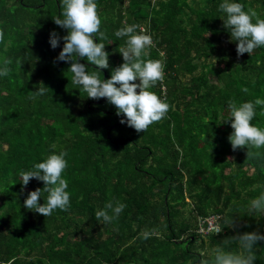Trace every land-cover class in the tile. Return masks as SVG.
I'll list each match as a JSON object with an SVG mask.
<instances>
[{
  "label": "trees",
  "instance_id": "trees-1",
  "mask_svg": "<svg viewBox=\"0 0 264 264\" xmlns=\"http://www.w3.org/2000/svg\"><path fill=\"white\" fill-rule=\"evenodd\" d=\"M96 2L107 37L96 42L105 44L110 67L79 62L110 79L124 63L119 48L127 39L115 32L143 26L153 39L143 58L164 65L163 80L149 91L170 109L145 133L121 124L125 117L106 98L88 99L71 83L69 63H54L64 41L52 49L50 33L68 35L53 21L63 19L61 0H0V65L12 60L0 77V264H211L212 249L225 241L238 252L236 235H264V215L248 212L264 191L252 190L264 185V148L254 159L246 148L232 150L228 101L264 99V47L238 58L218 11L223 0ZM232 2L264 19V0ZM41 82L46 94L30 99ZM261 112L257 106L252 124L264 128ZM62 151L70 207L43 217L24 202L44 183L33 179L22 192L19 173ZM110 201L127 207L112 223L97 221ZM210 215L220 216L222 231L201 236L197 219ZM254 252V264H264V241Z\"/></svg>",
  "mask_w": 264,
  "mask_h": 264
},
{
  "label": "clouds",
  "instance_id": "clouds-1",
  "mask_svg": "<svg viewBox=\"0 0 264 264\" xmlns=\"http://www.w3.org/2000/svg\"><path fill=\"white\" fill-rule=\"evenodd\" d=\"M61 7L63 19L54 18L53 21L57 26L66 29L68 35L61 37L53 31L50 33L49 43L52 49H56L63 39V49L54 63L62 61L70 64L68 71L72 74L71 83L79 86L81 91L87 94L88 99L106 98L108 103L117 109V116L125 117L120 123L127 124L137 133H145L149 126L165 118L170 105L156 93L149 91L157 82L163 80L164 65L161 60L143 58L149 55L148 49L153 46V39L146 33L145 28L138 24H125L115 32L118 38L127 37L125 46L119 48L124 63L112 70L110 79L101 80L100 71L88 72L86 65L79 62L86 60L97 69L110 67L105 44L96 42L97 37L100 41L107 39L105 33L100 31L102 21L96 0H61ZM218 11L226 14V18L223 19L224 27L229 31L232 41L237 42L238 58L245 53L251 56L255 49L264 47V19H261L255 10L249 8L245 11L243 4L223 0ZM11 64V59L3 60L0 65V77L9 75ZM48 89L41 82L38 90L29 92V98L43 96ZM243 91L247 92L248 89L245 88ZM257 106L264 107V99L257 98L254 102L239 104L235 100L228 101L230 118L226 122H230L234 130L229 136L232 150L235 152L246 148L248 159L259 157L258 150L264 148V128L252 124ZM261 115H264V112H261ZM66 155L67 153L63 151L51 154L44 162L36 163L32 170L19 173L22 178V192L33 179L42 181L45 185L43 189L37 188L28 194L24 202L25 208L43 217L50 216L56 209L68 211L70 207V194L66 191L68 182L62 178L67 168ZM262 187L264 185L254 184L252 190L256 191ZM42 193H48L43 205L40 204ZM126 207L127 205L119 201L115 203L110 201L103 209L97 210L96 220L112 223ZM248 212L250 215H264V191L250 201ZM231 224L232 221L225 220V225ZM221 231L218 226L217 232ZM232 241L238 244L239 251L226 250L229 241H225L223 246L212 249L211 264H254L256 260L254 247L258 242L264 241V235L257 232L243 233L233 237ZM9 264L12 262L9 261ZM200 264H209V261L201 259Z\"/></svg>",
  "mask_w": 264,
  "mask_h": 264
},
{
  "label": "built area",
  "instance_id": "built-area-1",
  "mask_svg": "<svg viewBox=\"0 0 264 264\" xmlns=\"http://www.w3.org/2000/svg\"><path fill=\"white\" fill-rule=\"evenodd\" d=\"M220 216L210 215L205 218L197 219L196 232L201 236H207L209 234L217 235V227L219 226Z\"/></svg>",
  "mask_w": 264,
  "mask_h": 264
},
{
  "label": "rangeland",
  "instance_id": "rangeland-1",
  "mask_svg": "<svg viewBox=\"0 0 264 264\" xmlns=\"http://www.w3.org/2000/svg\"><path fill=\"white\" fill-rule=\"evenodd\" d=\"M186 213H187V212H184V215L188 216Z\"/></svg>",
  "mask_w": 264,
  "mask_h": 264
},
{
  "label": "water",
  "instance_id": "water-1",
  "mask_svg": "<svg viewBox=\"0 0 264 264\" xmlns=\"http://www.w3.org/2000/svg\"><path fill=\"white\" fill-rule=\"evenodd\" d=\"M77 59H79V58L77 57Z\"/></svg>",
  "mask_w": 264,
  "mask_h": 264
}]
</instances>
